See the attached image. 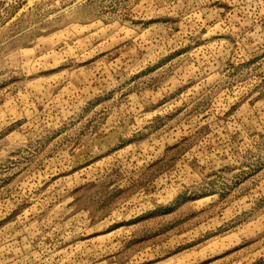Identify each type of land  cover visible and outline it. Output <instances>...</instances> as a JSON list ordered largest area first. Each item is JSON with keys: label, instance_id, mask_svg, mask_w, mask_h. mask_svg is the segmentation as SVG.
<instances>
[{"label": "rangeland", "instance_id": "obj_1", "mask_svg": "<svg viewBox=\"0 0 264 264\" xmlns=\"http://www.w3.org/2000/svg\"><path fill=\"white\" fill-rule=\"evenodd\" d=\"M0 264H264V0H0Z\"/></svg>", "mask_w": 264, "mask_h": 264}]
</instances>
